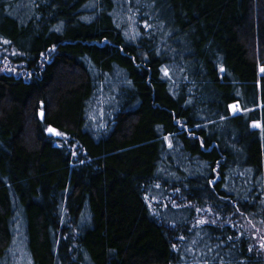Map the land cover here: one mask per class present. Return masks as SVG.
Returning <instances> with one entry per match:
<instances>
[{
    "label": "trees",
    "instance_id": "trees-1",
    "mask_svg": "<svg viewBox=\"0 0 264 264\" xmlns=\"http://www.w3.org/2000/svg\"><path fill=\"white\" fill-rule=\"evenodd\" d=\"M0 60V264H264V0H0Z\"/></svg>",
    "mask_w": 264,
    "mask_h": 264
},
{
    "label": "rangeland",
    "instance_id": "rangeland-1",
    "mask_svg": "<svg viewBox=\"0 0 264 264\" xmlns=\"http://www.w3.org/2000/svg\"><path fill=\"white\" fill-rule=\"evenodd\" d=\"M9 72H11L10 65H7L6 63H4L0 60V74L9 73ZM93 105H95L97 107L99 106L97 102L93 103ZM229 109L234 114L241 113V109H240L238 104L231 105ZM91 115L93 116L91 121H92V123H94L93 119H95L94 116H96V114L93 112V113H91ZM102 116L103 115L101 114V117ZM99 124L101 125V121L99 122ZM254 126L258 127L259 124H255ZM252 236H253L252 239L254 241L255 246L264 255V230H253ZM15 239H17V240L14 242V245L12 247L13 250L10 253L11 259H13V260H11L9 262V264H32L31 262L27 263L28 260L26 261V259L24 258V256H26V253H25V251H23V248L21 246L22 242L18 241L19 238H18L17 234H16ZM18 242H19V245H18Z\"/></svg>",
    "mask_w": 264,
    "mask_h": 264
},
{
    "label": "water",
    "instance_id": "water-1",
    "mask_svg": "<svg viewBox=\"0 0 264 264\" xmlns=\"http://www.w3.org/2000/svg\"><path fill=\"white\" fill-rule=\"evenodd\" d=\"M40 116H41V118H43V112H41Z\"/></svg>",
    "mask_w": 264,
    "mask_h": 264
},
{
    "label": "snow or ice",
    "instance_id": "snow-or-ice-1",
    "mask_svg": "<svg viewBox=\"0 0 264 264\" xmlns=\"http://www.w3.org/2000/svg\"><path fill=\"white\" fill-rule=\"evenodd\" d=\"M5 43H7V41H5ZM165 74L167 75V72L165 71Z\"/></svg>",
    "mask_w": 264,
    "mask_h": 264
}]
</instances>
